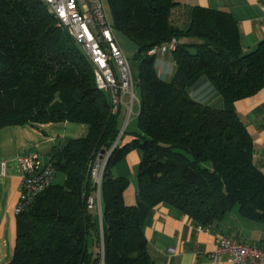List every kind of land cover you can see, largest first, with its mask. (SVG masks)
Listing matches in <instances>:
<instances>
[{
	"label": "trees",
	"instance_id": "trees-1",
	"mask_svg": "<svg viewBox=\"0 0 264 264\" xmlns=\"http://www.w3.org/2000/svg\"><path fill=\"white\" fill-rule=\"evenodd\" d=\"M115 32L131 39L141 87L139 130L111 154L102 183L103 227L88 200L90 168L121 133V110L96 84L94 67L43 0H0V132L85 124L79 138H58L49 160L52 183L16 214L12 258L5 264H155L144 227L165 204L211 229L238 205L264 221V170L235 105L264 88V40L244 52L237 20L227 11L176 0H106ZM177 40L171 80L148 51ZM208 79L223 106L196 100L190 89ZM126 133L124 131L123 135ZM122 135V136H123ZM137 149V204L128 206L127 177L111 169ZM1 166V163H0Z\"/></svg>",
	"mask_w": 264,
	"mask_h": 264
},
{
	"label": "crops",
	"instance_id": "crops-1",
	"mask_svg": "<svg viewBox=\"0 0 264 264\" xmlns=\"http://www.w3.org/2000/svg\"><path fill=\"white\" fill-rule=\"evenodd\" d=\"M176 1L185 6L200 5L230 12L238 22L244 52L252 51L264 40V0ZM156 65L161 77L166 80L173 78L176 66L172 52L157 54ZM190 94L203 103L215 107L223 106L220 94L208 79L199 81L190 89ZM235 107L254 140V159L264 170V88L253 96L237 101ZM138 115L133 109L128 125ZM50 127L49 124L41 125V128L25 124L1 129L0 171L5 163V175L0 174V238L4 235L9 220L14 230V208L19 200L20 183V168L15 159L20 154L37 151L41 144H47L49 160L50 147L58 139L47 131ZM134 136L133 132L125 133L120 144L130 143ZM140 161L141 153L133 149L111 169L113 176L127 177L130 181L123 194L128 206L137 204V174ZM94 211L100 221L99 211ZM144 231L148 250L155 264H231L225 255L217 261L211 257L221 235L237 237L248 244L264 248V221L245 219L238 209H233L225 220L213 228L199 230L189 216L165 204H159L147 219ZM0 262L4 264V261Z\"/></svg>",
	"mask_w": 264,
	"mask_h": 264
},
{
	"label": "built area",
	"instance_id": "built-area-1",
	"mask_svg": "<svg viewBox=\"0 0 264 264\" xmlns=\"http://www.w3.org/2000/svg\"><path fill=\"white\" fill-rule=\"evenodd\" d=\"M49 11L57 18L73 40L81 47L93 64L95 80L98 88L109 95L114 112L126 109V121L113 145L97 156L90 168V176L95 187V196L88 200L89 207L97 209L102 218V183L108 160L119 145L126 126L133 114V107L139 102L136 79L131 61L121 47L109 15L106 0H43ZM177 48V40L151 48L149 55L173 52ZM15 161L20 168L19 201L16 214L27 208L31 202L55 179V167L41 161L37 151L23 153ZM1 175H5V163L2 164ZM202 230V227H197ZM227 256L231 264H264V248L256 244H248L241 239L228 235L218 238L217 246L211 257L214 261ZM101 264H104L102 258Z\"/></svg>",
	"mask_w": 264,
	"mask_h": 264
},
{
	"label": "rangeland",
	"instance_id": "rangeland-1",
	"mask_svg": "<svg viewBox=\"0 0 264 264\" xmlns=\"http://www.w3.org/2000/svg\"><path fill=\"white\" fill-rule=\"evenodd\" d=\"M106 4H107L109 15L112 18L111 9L107 1H106ZM116 36L118 38V41H120L122 45L121 47L125 51V54L130 59L132 69L135 73V77L136 79H138L137 66H136V62L134 59L135 52L137 49L135 43L121 32H116ZM137 95H138L139 102H136L133 107L136 115H138V113L140 112L141 87L139 85L137 86ZM126 117H127L126 109L123 108L122 114L120 116L121 130L124 129ZM125 130H126V133H130V132L135 133L139 130L138 116L137 117L135 116V118L131 120L130 124L126 127ZM47 131L53 136L58 137V138H68V137L79 138V137H85L87 135L88 126L85 124L68 123L66 125L60 124L58 125V127H50ZM37 149H38L37 151L41 155L42 163L45 164L46 161L48 160V154H47V150L49 149L48 145L41 144L38 146ZM64 182H65V174L59 171L55 177V183L63 184ZM17 204L14 208V214H15L14 230L11 224V220H9L8 224L6 225L4 235L0 238V259H1L0 261H4V264L10 261L13 255V251H14V245H15L16 233H17V218H16ZM235 209H238V205L235 207Z\"/></svg>",
	"mask_w": 264,
	"mask_h": 264
},
{
	"label": "water",
	"instance_id": "water-1",
	"mask_svg": "<svg viewBox=\"0 0 264 264\" xmlns=\"http://www.w3.org/2000/svg\"><path fill=\"white\" fill-rule=\"evenodd\" d=\"M104 153H105V150H103V151L101 152V158H102V156H103Z\"/></svg>",
	"mask_w": 264,
	"mask_h": 264
}]
</instances>
